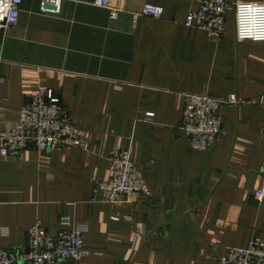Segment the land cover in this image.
Masks as SVG:
<instances>
[{
	"label": "crops",
	"instance_id": "0c3cea01",
	"mask_svg": "<svg viewBox=\"0 0 264 264\" xmlns=\"http://www.w3.org/2000/svg\"><path fill=\"white\" fill-rule=\"evenodd\" d=\"M201 0H63L58 15L23 0L19 21L0 29V132L41 89H52L81 131L79 147L0 157V249H27L28 230L86 222L91 255L73 264H219L232 247L264 239L254 192L264 167V42L239 40L236 3L213 36L185 24ZM161 18L139 15L144 4ZM242 101L221 109L228 135L193 149L182 122L186 94ZM148 113H153L148 116ZM116 148L130 150L154 196L130 204L93 199ZM113 217H119L116 221Z\"/></svg>",
	"mask_w": 264,
	"mask_h": 264
},
{
	"label": "built area",
	"instance_id": "2783aa9c",
	"mask_svg": "<svg viewBox=\"0 0 264 264\" xmlns=\"http://www.w3.org/2000/svg\"><path fill=\"white\" fill-rule=\"evenodd\" d=\"M63 0H41L40 12L58 15ZM23 0H0V29H8L19 21ZM94 4L110 10L114 19L120 10L112 0H94ZM229 0H201L186 16L189 27L204 29L213 36H221L226 30ZM235 9V33L239 40L264 42V3L240 2ZM164 8L146 2L140 13L161 18ZM4 79L0 77V82ZM180 129L191 141L193 149L204 151L212 148L217 139L228 135L223 127L221 109L225 105L237 106L242 101L235 93L226 98L209 95L186 94ZM153 113H148L152 116ZM3 112L0 110V120ZM81 131L72 115L65 111L61 97L52 89H41L32 95L22 107L19 120L4 124L0 132V157L20 153L33 146L40 153L56 149L79 147ZM111 174L99 181L93 191V199L111 204H130L139 196L152 198L141 168L136 164L130 150L116 148L111 155ZM1 193V177H0ZM258 203H264V167L262 186L254 192ZM120 220L119 217H113ZM63 228L56 234L49 233L41 221L28 230L27 249H0V264H73L91 255L85 245V234L89 230L86 222L62 220ZM8 229L0 224V236H7ZM219 264H264V239L253 236L247 247H232Z\"/></svg>",
	"mask_w": 264,
	"mask_h": 264
},
{
	"label": "water",
	"instance_id": "95a60500",
	"mask_svg": "<svg viewBox=\"0 0 264 264\" xmlns=\"http://www.w3.org/2000/svg\"><path fill=\"white\" fill-rule=\"evenodd\" d=\"M182 133H184L185 134V132L182 130Z\"/></svg>",
	"mask_w": 264,
	"mask_h": 264
}]
</instances>
